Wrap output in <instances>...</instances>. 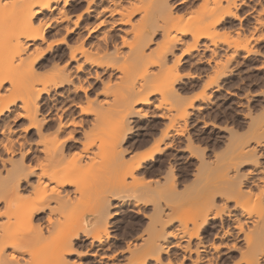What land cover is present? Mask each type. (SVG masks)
Here are the masks:
<instances>
[{
	"label": "rangeland",
	"instance_id": "obj_1",
	"mask_svg": "<svg viewBox=\"0 0 264 264\" xmlns=\"http://www.w3.org/2000/svg\"><path fill=\"white\" fill-rule=\"evenodd\" d=\"M72 1L75 3L76 0H72ZM83 1L84 0L76 1L77 5L80 4L79 6L81 5L82 6L81 8L70 12L71 20L76 19V15L78 16L80 13H82L84 8L86 7V2L85 1L83 2ZM126 1L127 0H123V3H125ZM169 1H171L170 5H172L171 6L172 10L176 16L177 15L182 16L184 13L186 14L187 10L189 11L190 9L195 7L197 3H199L198 0H189V3L186 7L185 5H182L179 3L180 0H169ZM244 2L245 3L241 4L240 7L238 8L239 17L236 19L229 18L228 19L229 21H227L226 23L227 25L225 26V28L224 29L221 28L220 30L221 35L219 36V38L220 39L222 38V39H221V45L218 49L219 57L217 56L219 58V59L217 58L219 61L216 60L219 66L217 65V62H216V65H217L216 67H215L214 62H212L211 64L207 63L208 62L207 59L211 56V53H210L211 51L201 46L198 50L193 51V54L191 56L190 55L185 56L182 63L178 65L176 69L171 70L172 71L171 75L174 78V80L175 78H178V77L180 78V79H177L176 82H174V87L179 89L178 92L179 94L181 93L180 94L181 96L180 95L179 96L180 98L182 97L183 99L182 103L183 102L186 103L183 105L189 106V103L191 102L194 103L192 106V108L194 109L190 107L189 109L191 110H188L190 112L189 114L190 116L188 118V122L186 123L188 132H186L185 137L178 136V135L168 136V133L172 132L171 128H167V127H170V124L173 123L172 120L170 119L171 117L165 119L157 115L158 113H161V112L168 111L167 114L171 112L170 114H168V116L171 115L173 119L174 118L177 119V120L174 119V123L176 124V126H179L181 124V120H179L178 122V118L180 117V114L182 113L181 111L183 110L181 107L176 106V102L180 103L181 101H175L173 100L174 98L173 97L171 98L170 96H163V95L160 96V94L157 93L156 95L152 96L154 100L149 106H144V105L136 106L135 110L139 112L135 114L132 113V115L130 116L127 114V118H126V115H125L126 113L123 111L124 108L120 107V105L124 106L123 98H124V95L126 94L124 90L127 89V86H125L126 84V83L124 84L125 81L123 82V80L120 77L121 76L120 71L116 69L111 70V68L113 69V67H109V72L110 73L113 72L111 73V76L109 72L108 73L104 72L103 69L100 67L98 68V70L100 71L102 69L101 70L102 80L101 79L100 80L93 79L95 81L90 80L94 82L92 83L93 89L92 88L90 89V92L88 95L89 98H91V101H94V102H91L93 104L90 107H88L90 113L89 111H87L88 109H87V104H86L87 99H88V102L90 101L89 98H86L87 96L82 91L75 93L74 88H72L73 86L71 85L63 86L65 88L63 87L58 88V90L53 91L52 94H49L50 95L49 97L47 94H43V96L40 99V110H42V116L51 117L53 115L51 117L52 119L49 121V126L44 130L45 134L47 133L49 137H56L58 133L60 136L58 135L57 137L62 139V138L67 137L68 132H70L75 137L74 138L75 141L71 140L65 143L64 146H67V147L65 148L64 156L66 157L63 158L62 164L60 163V165L58 166L61 168L64 167L63 164H65V167L66 165L68 167L71 166V168L69 167L71 169V171L69 169V174H70V177L72 175L71 179L73 181L72 186L66 187V189H68L67 191L72 189L69 193V197L71 196V198L70 200L69 198L66 199L67 202H65L64 206L61 207L62 209H60L61 211L60 214L63 219L65 217L66 219L70 218V221L74 223L75 225V226L73 225L74 227L72 229L77 230L78 226L81 224H82L81 227H83L81 229L79 227L80 231H78L79 232L78 236L73 238L74 242L72 245L73 248L71 249L72 250L71 253L65 255V259L68 262V264L69 263L70 264H138V262L141 263V261L142 262L144 261L143 262L144 264H156V263L157 264H168L169 262H172L174 264L180 263V262H182L183 264H191L193 260L197 259V252H199L200 256H202V260L198 264H202V263L204 264V262L207 263L208 258H212L211 262H208L209 264H213V263L214 264L215 263L216 264H246V263L248 264L249 258L247 256L252 254L249 256V257H252L254 252L251 251L252 252L251 253L250 251L249 252L246 251L248 249V247L246 246L247 244L246 242L243 241V239L241 240V237L237 239L236 241L235 240L233 241L232 236H225L224 238L221 236H218V237L214 236L216 235L215 233L218 230H221V226H220L221 222H224V225H229L228 228L230 231L232 232L237 231V228L233 224H235V220L238 217L241 218L240 212L239 210L233 208V204H234L233 201H228L227 204L224 203L225 193H222L223 185H221L222 181L226 182L227 180L226 178L228 176L229 177L232 176L231 178H234L233 175H235L236 169L233 170L235 173L231 169L229 170V172L228 170H223V171L220 170L219 171L220 174L217 173L215 176L209 179V175H208L209 170L206 169L208 167L205 164H204L206 167L205 169L204 167H201L204 163V160L207 162L206 164L211 163V166L212 165L214 166L218 163L221 164V162L224 163L225 161L228 160L227 158L231 156L230 153L233 152L232 150H234L235 146H245L246 149L251 146L252 147L256 146L255 151L257 153L254 156L256 160L254 159V157L253 158L250 157L251 159L241 158L242 161L238 160L237 166L239 167L237 169L238 170L237 173L240 172V175H241L240 177H243L241 178V180L243 181L242 182V187H243L242 192L244 193L243 195L241 194L242 197H244L243 199H246L247 204L255 203L256 207L258 208V213L257 212L256 213L260 214L259 210L264 208V145H263L264 144V40L259 41V40H256L255 37L258 36L257 34L262 35V33H264V26H261L262 28L258 27L259 29L257 30L254 26H256V15H258L257 11L259 10L258 13L262 11L260 10V8L264 5V0H261V2L259 0H244ZM96 4H99V3L97 2ZM263 7L261 9H263ZM57 13L58 11L54 12L55 15ZM260 14L264 16L263 12ZM138 16H139L138 14L134 16L135 18L134 21L135 20L137 21V19H139ZM50 17H53V15L50 12H45V16L43 14V16L40 17L43 19L47 18L46 20H48V23H50L51 25V26L50 25L47 26V32L48 34H51L50 40L52 39L54 40L50 48H49V45H47L46 43L42 44L40 41H38L41 44L39 45L41 46V49L43 50L42 52H44V56H43L44 58L41 61L43 62V64L41 63V66H42L40 68L41 71H47L50 68H52L51 66L55 64H64L66 62L65 60H67L68 58L67 55H69V53H67L69 52V48H67L68 46L66 44L55 42L57 41V39H59V36L61 35V34L58 35V33L60 32H58L59 30L56 29L57 27L60 28V26H57L58 24H56L55 21L53 22L54 23L53 24L52 19ZM50 19H51V22H49ZM229 22H230V25H229ZM124 27L129 29L130 25L128 24V26L125 25ZM253 29L256 30V32ZM116 30L118 31V32L116 31L117 33L116 35H118L116 36V39H115L116 40L115 42H117L116 45L117 47L120 48L121 51L123 50L124 52H126L125 50H127V46H124L122 44V39H121L122 37L121 34L123 33L122 32L120 33L118 29ZM251 34L253 37L250 36ZM123 35L127 36L125 33ZM233 37L236 40L238 39L237 41L239 43V47L241 48L237 49L238 52L236 51L234 59H230L231 61L227 62V60L229 61V58H231L229 57V55H231L233 49L230 50V48L228 47V44L226 42L223 43V41L225 40V38L233 39ZM189 38L190 37H187V39ZM244 39L248 40L247 42L249 45L248 47L246 46L247 43L245 42L246 40ZM156 40L159 41V43L161 42L162 40L161 32H158L155 35V39L153 41L154 44L153 43L151 44L149 48L150 50L152 47L154 48L155 46H157L158 42ZM71 41H72L71 43H73V40ZM155 41L157 43H155ZM251 45L253 46V48ZM181 46L182 45H178V47L174 48V52L173 54L171 53L172 55L170 56V58H172L173 56L177 57L179 54H181L179 53L181 52L180 50ZM243 46H246V49L248 48L247 50L248 52L246 51V49L243 48ZM114 48L115 46L113 43L110 46V50H111L110 53L112 51H115ZM149 49L148 51H150ZM225 50L226 51L230 50L231 53L229 51L226 52ZM115 53L117 52L116 51L113 52V54ZM122 56L123 55H121L120 57ZM124 56L122 57V61L123 62L126 61L124 66L127 67L129 64L127 63V61L131 62V58L129 60H125L126 59L125 57L127 56L125 57ZM116 57L117 56L111 57L114 60L110 59L111 62L113 61L114 64L116 61L121 60V58L119 59L118 57L117 58ZM196 57H198V60L200 57H203L201 59L203 61H197ZM121 62H118V63H121ZM118 63H116L115 66L119 65ZM122 63L120 65H122ZM171 63L173 62H170L169 64ZM220 63H223V64H220ZM49 64H51V66ZM75 64L76 62L72 63V65H75ZM172 65L173 64H171V66ZM131 67L128 69H131ZM73 68L75 69V67ZM128 69L127 71H129ZM153 69L155 70V68ZM222 70L223 72L225 71L228 75L224 72L225 75L222 76L221 75L223 73ZM131 71L132 69L130 70V73ZM219 72H221V74ZM134 73L130 75H134ZM176 73L178 74L175 75L174 77L173 74H176ZM81 74L83 75V73L80 72V77L79 76L75 77V81L82 77ZM217 74H219L222 77H220L219 75L217 76ZM180 75L182 76L180 77ZM136 77L138 81H140L139 77L138 76ZM215 77L217 80H219L218 84L221 83L220 84L221 87L218 91H215L213 89L215 88L214 86H216L214 84L217 83V82L214 83V81L216 80ZM173 78L171 79L170 77L169 79L168 75L163 78L161 77L158 79L157 82L159 83H157L156 85L160 84L158 86L161 87L163 86L162 83L164 84L170 83V82L173 83ZM76 82L78 83V80ZM104 84L105 86L108 85V87L103 86ZM69 89L72 91H70ZM68 90L70 91L69 92L70 94L65 93L64 94L66 95L65 97L59 96L58 94H56L60 91L67 92ZM67 95L69 96L67 97ZM73 99L76 102L79 101L81 108L71 106V100ZM103 101H105L104 103L106 104L104 108L110 105V107H106L107 109L110 108V112L107 113L108 110L105 108L106 110L105 109L104 110L106 111V113L105 112L104 113L106 114V116L103 113L102 115L104 116H102L100 120L97 121L95 115L98 109L96 107L98 103H101V102L103 103ZM119 101L120 102L122 101V103H119ZM106 102H108L109 105H107L108 103ZM94 103H97L95 104L96 107ZM179 103L177 105H179ZM182 103L180 105H182ZM85 104L86 106H84ZM18 105H19V102H17L15 106L13 105L11 109L4 111V113L1 115L2 121L0 119L1 125L6 122L5 124L7 128H10V130L6 128V130H4L5 133L3 130H0V152H1L0 156H2L0 158V172L2 170L1 176L5 174L4 178H8V176L5 173V170L6 168L8 169L11 166L10 165L11 162L7 161L10 158L20 161L21 158L23 157L24 159L22 158L23 160H21L23 165H26L27 167L28 165L29 166L31 165L35 169V165L37 164L38 159L43 157V153L39 151V146L41 145L39 143V140H38L39 137L36 133V130L35 129L24 130L27 124L29 123V121L27 122L28 119L20 118L18 115H16L17 111L19 112L21 111V109L19 110ZM82 106L84 107V109L86 108L85 110L87 112H85L82 109ZM13 114L15 115L14 118H13ZM120 114L121 115L124 114L125 115L124 117L130 120V121H127V120L126 121L129 124L128 128L131 127L130 128L131 130L130 129L127 130L125 133L126 138H124V140L121 143L116 144V141L113 139V135L115 137H117L119 133L121 135L122 130L121 132L116 130V126H114V122L119 121L120 116H121ZM59 120L61 121V123L59 122ZM123 120L124 122H126L124 118ZM96 121H97V124L95 123ZM101 121L102 123H100ZM58 123H60V125L61 124L63 125L64 123V125L66 124L68 125V127L66 129H62L60 128L61 126ZM74 123H75V126L73 125ZM1 125H0V128L2 127ZM182 125L183 124H181V126ZM57 126H60V127H57ZM125 126L127 127V123ZM58 128L62 130H59ZM70 129H74V132ZM113 130H116L119 133L113 134L112 136H110L108 133L112 134ZM123 132H124V129H123ZM165 133L167 134L165 135ZM111 137H112V140H111ZM7 139H10V140L12 139L14 142L13 145L16 144L15 146H13L14 152L12 153L6 152V150L3 148V145L5 141H7ZM118 139L119 138H117V140ZM18 141H20V144L22 145H20ZM120 141L121 139L119 140V142ZM257 142L259 143L257 144ZM115 145L123 146V147L129 146L130 150L124 156L126 157L125 158L126 160L131 159L132 157L138 158V156L140 157L141 155L146 154L148 151H150L155 146L164 147L166 145V146H174V147L168 148L166 151H164L165 153L162 152V153L157 154L156 157L154 158L155 160L153 159V160L147 161L145 164V168H144L145 170L140 172L141 174L138 173V175L136 176L137 178L136 177L134 179L127 178L126 180H123V179H120L121 177L118 174L119 167L116 166L115 161H114L115 164H113V162L111 163L112 157H110V154L111 152H113V146ZM177 146H179V148L182 146L183 147L187 146V147H185L186 149L184 151L179 152V149ZM252 147L248 149H252ZM28 149H30L29 152H28ZM100 155L103 156V159L104 157H109V158H106L101 162L100 160L102 159L101 158L102 156L99 157ZM105 155H109V156H105ZM256 155H257V158H256ZM202 156L203 158H201ZM2 158L7 159L6 168H3L1 165V162H2L1 160H3ZM245 158H248V157H245ZM107 159L108 160L110 159V162ZM254 160H255V163H254ZM66 161L71 162V165H69L70 163L68 164ZM100 162L103 165H101ZM200 163L202 165H200ZM168 166L171 167L172 170ZM201 168H203V170ZM29 170H28V173L30 172ZM237 175L238 174H236V176ZM173 177L175 178L171 180V178ZM4 178L2 177L3 180ZM224 178L226 179L225 181H224ZM27 179H25V176L22 177L21 182L19 184L20 187L24 190V192H27L28 188L29 190L31 189V186L29 185H31L32 183L33 184L36 183V176L34 175V173L33 174L31 173V175L29 174ZM206 180H208V182H206ZM204 182H205V185H204ZM200 184L202 185V187L203 185L205 187L201 188ZM207 184L208 186L206 187ZM223 184L225 186L226 183H223ZM145 189H149L150 191H147ZM151 190H153V192ZM212 190H216V191L219 190L218 191L219 195H218V192L216 191L213 192ZM146 193L147 195H145ZM211 193L212 194L216 193L218 195V196H215L214 198L215 199L214 204L218 205V207H220V205H224V206L226 205L228 207L227 212H229L228 210H230V214L224 213L223 218L213 219L206 224L207 225L205 226L206 229H204V233L202 234V237H203L202 240L204 241L202 242L207 243L205 244L207 247L206 251H202V249L201 250L198 249V251L194 250L196 253L192 251L191 254L189 253L190 256L187 255L185 258L181 259L184 249L178 246L177 242L181 241L179 243H184L185 240L183 239L180 240V238H176L172 236V234L173 232L177 230H180V229L184 230L183 228L184 226L182 222H184L185 225L189 226V227L186 226L188 227V228L185 227L186 229H189V230L193 229V224L191 226L192 222L190 221V216L192 214L191 211L193 210V207L198 206L200 203L208 201V198L209 196H211ZM136 195H138V197H142V196H146L150 198L153 197L152 199L155 198L156 201H151L149 203L148 201L146 203L141 201L140 205L142 207V210L139 213V212H136L137 208L135 207V205H133L137 199ZM245 196H247V198ZM100 197L101 198L104 197L103 199L104 200L106 199L105 200L106 202L107 200L109 201L111 200L110 201L111 204L112 203L114 204V205L112 204V207H110L111 209L109 210L111 214H108L110 216L109 218L110 220H108L110 224L107 226L108 227L107 230L102 227V229H100L101 232L99 231V229H97V227L93 226L95 222L94 218L96 220V217L99 215L97 212L98 211L97 209L99 206L98 205L99 199H101ZM158 203L160 204L162 208H164L165 212L170 211L169 213L171 214L169 216H166V215L164 216L168 224L166 225L165 236L161 237V240H160L162 243L161 263L160 262L155 263V261L153 262V260H150V259L143 260L144 257L140 256L143 250V247L141 245H143L144 239H146L145 237H147L146 235H148L147 234L148 231L152 232V229H154V223L152 221H154L153 216L155 217L158 213V212L156 213L155 211L156 207H158L156 205H159ZM167 203L170 206H168ZM3 205L4 203L0 202V220L3 219L2 222L5 221V218H6L3 212L5 210ZM132 208L135 209L136 211H133ZM154 208L155 210L153 213ZM254 210H253V214L255 213ZM49 212H50L49 208L45 207L43 210L39 211L34 221H37V222L39 221L40 224L41 222L45 223L47 221L46 219H47V216L49 215ZM155 213L156 215H154ZM63 214L64 215L66 214L65 217H63L64 216ZM257 214L253 215L254 220L258 219L259 217H264L263 216L264 209H262L261 215H257ZM72 215L74 216L73 221L71 218ZM151 218H153V220ZM254 223L255 222L247 221L245 222L244 227L246 229L251 227V229L258 231L252 234L253 232L252 230L251 241L252 243L259 244L260 240L258 241V237L260 239L261 236H258L257 233L260 234L262 232H259V230L255 228V226H253L254 228L251 226V225H254ZM98 224H100V222ZM89 225L95 230H92ZM101 225L102 224L97 225V226H101ZM88 226H89V229H88ZM149 226H150V230H149ZM0 229H2L1 226H0ZM85 230L90 231L91 234L88 233L87 231L86 233ZM97 233L102 234L103 238H102L101 243L93 239L94 235ZM262 237L264 238V233H262ZM196 241L197 239H194L193 243H195ZM213 242L215 243L214 244L215 246L217 245L216 249L213 246H211L213 245L212 244ZM233 242L234 244H237V249L232 247ZM261 242L262 241H260V243ZM55 243H56L55 239L54 240L50 239L49 245L45 249H42L40 251H36L35 250L36 247H33L32 255H28L27 256L28 261L26 260L27 263L23 262V264H46V262L50 258L49 256L50 250H52ZM127 244L130 245L132 249L134 248L138 249L139 254L137 258L135 256L137 255L138 252L134 254V256L130 257V251H128ZM252 250L253 251L256 250L255 254H258L259 256L258 258V256L256 255L258 260L260 261L259 264H263L264 254H260L259 253L260 251L255 247ZM136 260H138V262H136ZM177 260H179V262H177ZM2 262L3 261H1L0 264H6Z\"/></svg>",
	"mask_w": 264,
	"mask_h": 264
},
{
	"label": "bare ground",
	"instance_id": "obj_2",
	"mask_svg": "<svg viewBox=\"0 0 264 264\" xmlns=\"http://www.w3.org/2000/svg\"><path fill=\"white\" fill-rule=\"evenodd\" d=\"M76 1L74 3L72 0H0V119L4 111L11 109L13 105L15 106V104L19 102L18 106H19V110L21 109V111L20 112L17 111V114L16 112L15 114L18 115L20 118L28 119L27 122L29 121V123L27 124V126L25 125L26 128L24 130H29V129L36 130V133L39 137L38 140L41 145L39 146V151L43 153V157L39 158L38 162L36 161L37 164L35 165V169L31 165H30L31 167L29 165L28 167L26 165H23V163L21 162V160L24 159L23 157H22L23 159L21 158L20 161L14 160L12 158L9 159L10 161L5 158H2L3 160H1L2 161L1 165L3 168H6L7 161L11 162L10 164L11 166L8 169L6 168L5 170V173L9 179L4 178L5 174L1 176L2 170L0 172V179H1L0 181L3 180L2 177L4 178L3 180L4 182L3 181L0 182L1 183L0 184V202L4 203L3 207L5 210L3 212L6 217L5 221L2 222L3 219L0 220L1 221L0 226L2 227V229H0L1 231L0 232V262L3 261L2 263H6V264H23V262L27 263L28 261L27 256L32 255L33 247H36L35 249L36 251H40L42 249H45L49 245L50 239L51 240L55 239L56 243L53 246L52 250H50V255H49L50 258L48 259L46 264H68V262L65 259V255L71 253L72 251L71 249L73 248L72 245L74 242L73 238L77 237L79 233L78 231H80V229L83 228L81 227L82 226L81 224L78 226V229L80 227L79 230L72 229L75 226L74 223L70 221V218L66 219L65 217L66 214L65 215L63 214L64 215L63 217H65L64 219L62 218L60 214L61 213L60 209H62L61 207H63L64 203L67 202L66 199L69 198L70 200L71 198V196L69 197V193L72 189L67 191L68 189H66V187L72 186L73 181L71 179L72 175L70 177V174H69V169L71 168V166H69L70 168L67 165L65 167V164H63L65 168L64 167L61 168L58 166L60 165V163L62 164L63 158L66 157L64 156L65 148L67 147V146H64L65 143L67 141H71V140L73 141L75 137L70 132H68L67 137L64 136L65 138H62L63 140L57 137L59 135L58 133L56 137H49L47 133L45 134L44 130L49 126V121L52 119L51 117L53 115L51 117L42 116V110H40V99L43 96V94H47L49 97L50 96L49 94H52L53 91L58 90V88L71 85L73 86L72 88H74L75 93L82 91L87 96L86 98H89L88 95H89L90 89L93 86L92 83H94L93 81H95L93 79L102 80L101 70L103 69L104 72L108 73L109 67H113V69L111 68V70L116 69L120 71L121 73L120 77L123 80V82L125 81L124 82V84L126 83L125 86H127V89L125 90L123 89L124 92H126L123 98L124 106L120 105V107L124 108L123 111L126 113L125 114L126 118H127V114L130 116L132 115V113L135 114L139 112L135 110L136 106H142V105L149 106L154 100L152 96L156 95L157 93L160 94V96L161 95L170 96L171 98L173 97L174 98L173 100L175 101H181L180 103L176 102V106L181 107L183 110L181 111L182 113L180 114V117H179L180 119L178 118V122L179 120H181V124L183 125L181 126L180 124L179 126H176V124L174 123V119L175 120L177 119L176 118L173 119L171 115L168 116V114L171 113L170 111H169L170 113L168 114H167L168 111L161 112L158 114L156 113V114L159 117L165 118V119L171 117L170 119L172 120L173 123L170 124V127H167V128H171L172 132L169 131L170 133H168V136L178 135V136L185 137L186 132H188L186 123L188 122V118L190 116L189 115L190 112L188 110H191L189 108L190 107L192 108L194 103L192 102L189 103V106L183 105L186 103L185 102L182 103L183 99L182 97L180 98L181 93L179 94L178 92L179 89L174 87V82H176L177 79H180V78L178 77V78H175L174 80V78L171 75L172 74L171 70L176 69L178 65L182 63L185 56H188V55L191 56L193 54V51L198 50L201 46L211 51L210 52L211 56L207 59L208 62L207 61L206 62L208 64H211L212 62H214L215 67H216L218 65L217 61H219L218 60L219 59L218 49L221 45V39H222V38L221 39L219 38V36L221 35L220 30L221 28L222 29L225 28V26L227 25L226 24L227 21H229L228 20L229 18L236 19L239 17L238 8L240 7L241 4L245 3L244 0H198L199 3H197L196 6L190 9L189 11L188 10L187 12L185 11L186 12V14L184 13L185 15L183 14L182 16L181 15L176 16L172 10V7H171L172 5H170L171 1L169 0H127L125 3H123V0H100V2L99 0H84L86 2V7L82 11V13H80L78 16L76 15V19L71 20L70 12L81 8L82 6V5L79 6L80 4L77 5ZM259 1L261 2V0ZM97 2L99 4H96ZM179 3L187 7L189 0H180ZM261 8L260 10L262 11L260 13L262 12L264 13V7L263 9ZM56 11H58V13L55 15L54 12ZM45 12H50L53 15V17H50L52 19V23L55 21L56 24H58L57 26H60V28L57 27L56 29L59 30L58 32H60L58 33V35L61 34L62 36L60 35L61 37L59 36V39L56 38L57 41L55 42L66 44L68 46L67 48H69V52H67L69 53V55H67L68 58L67 60H65L66 62L64 64L54 63L55 65L53 66L49 64L52 68H50L47 71H41L40 70V68L42 67L41 63L43 64V62L41 61L44 58L43 57L44 52H42L43 50L41 49V46H40L41 44L38 41H40L42 44L46 43L47 45H49V48L50 46H52L54 42L53 39H52L53 41L50 40L51 34H48L47 32V26H49L50 23H48V20H46L47 18L46 19L40 18L41 16H43V14L45 16ZM258 12L259 10L257 11L258 15L255 14L256 15V26L254 27L256 28V30L259 29L258 27L262 28L261 26H264V16H262ZM136 14L139 15L138 16L139 19H137V21L136 20L134 21L135 19L134 16ZM51 19L49 22H51ZM128 24L130 25L129 29L124 27L125 25L128 26ZM229 25H230V22H229ZM116 29H118L120 33L122 32L123 34L125 33L127 35V36H124L123 34H121L123 37V38L121 37L122 44L124 46H127V50H125L126 52H124L123 50L121 51L120 48L117 47L116 45L117 42H115L116 41L115 39H116V36H118L116 35L117 34ZM256 30L254 31L256 32ZM158 32H161L162 40L160 43L159 41L156 40L158 42L157 43L155 41V43H157V46H155L154 48L152 47L153 49L151 48L150 50L149 48L152 43L154 44L153 41L155 39V35ZM257 35H258L257 37H255L256 35L254 36L256 40H259V41L264 40V33H262V35H259V34ZM250 36H252V34ZM187 37H190V38L187 39ZM227 38H225L223 43L226 42L230 50L233 49L232 53L230 52V50H228L231 53V55H229V57L231 58H229V61L227 60L228 58L226 60L227 62H230L231 61L230 59H234L237 49L241 47H239V43L237 41L238 39L236 40L234 39V37L233 39L231 38L227 39ZM71 40H73V43H71L72 42ZM245 42L247 43L248 40H246ZM113 43L115 46L114 49L117 52L115 53L116 55L113 54V52L115 51H112L110 53L111 51L110 46ZM178 45H182L180 48L181 52H179L181 54H179L177 57L173 56L172 58H170V56L174 52V48L178 47ZM246 46L247 47L249 46L248 43L246 44ZM246 46H243V48L246 49ZM148 49L150 51H148ZM247 50L248 48L246 49V51ZM119 55L127 56V57L124 56L126 58L125 60H129L131 58V62L127 61V63H129L128 66L130 65L129 67L127 66V64H126L127 67L124 66L126 61L123 62L122 61L123 56L120 57ZM113 56H117V57L119 56L118 58L119 59L121 58V60L116 61L114 64L113 61L111 62L110 60V59L114 60L113 58H111ZM196 58H197V61H203L201 60L203 57H200L199 60H198V57ZM74 62H76V64L72 65V63ZM118 62H121L122 65H120L121 63H118ZM170 62H173L171 63L173 64L172 66L171 64H169ZM216 62H217V65H216ZM116 63H118L119 65L115 66ZM220 64H223V63H220ZM72 66L75 67V69ZM100 67L102 69L99 71L98 68ZM130 67L132 69L131 73H130L131 69H128ZM126 68L129 71H127ZM153 68H155V70ZM80 72L83 73V75L81 74L82 77L79 79L76 78L78 80V83H77L76 82L77 80L75 81V77L76 76L80 77ZM224 72L222 74L221 72L219 73L223 76L226 73ZM111 73H110V76H111ZM129 73L130 74L134 73V75L139 77L140 81H138L136 76L130 75ZM177 74L178 73L173 74L174 77ZM167 75L169 79L170 77L171 79L173 78V83L172 82L165 83V84L162 83L163 86L161 87L158 86L160 84L156 85L157 83H159L157 82L159 78L166 77ZM218 75L219 74H217V76ZM181 76L182 75H180V77ZM90 80H93V81H90ZM218 81L219 80L217 79L214 81V83L217 82L214 84L216 85L214 86L215 88H213L215 91H218L221 87L220 85L221 83L219 82L220 84H218ZM103 86H105V84ZM105 87H108V85H106ZM69 90L67 92L60 91L56 94H58L59 96L65 97L66 96L64 95L65 93L70 94L69 92L72 91V90L70 91ZM68 96L69 95H67V97ZM89 100H90L89 102H88V99L86 100L87 109H88L87 111H89L88 107H90L93 104L91 102H94V101H91V98H89ZM104 102L105 101H103V103ZM103 103L102 102L98 103L99 106L97 103H94V105L97 104V107L96 105L95 107L98 109V110L95 109L97 110L96 111L97 113L95 115L97 121L100 120L102 116H104L102 115L104 112L106 113L105 111L107 109L106 107H110L109 103L106 102L108 103L107 105L109 106H106L105 107L106 109H105L104 106L106 104L104 103L103 105ZM119 103H122V101L121 102L119 101ZM178 103L179 105H177ZM181 103L182 105H180ZM86 104L84 106H86ZM71 106L81 108L79 101L76 102L74 99L71 100ZM82 109L85 112H87L85 110L86 108L84 109L83 106H82ZM107 110H108L107 113L110 112V108H108ZM125 115L122 114L121 115L122 117L120 116V119L118 118L119 121L114 122V126H116V130H118L119 132H121L122 130V133H121L122 136L116 130H113L112 134L108 133L110 136H112L113 134L119 133L118 135L120 136L117 135V137H115L113 135V139L116 141V144L121 143L124 140V138H126L125 136L126 131L131 128V127L128 128L129 124L127 121H130V120L126 119L124 117ZM14 116L15 115L13 114V118ZM123 118L125 119V121L126 120L127 121L124 122ZM97 121L95 122L96 124H97ZM102 121L100 123H102ZM59 122L61 123L60 120ZM5 123L2 125L0 124L2 126L0 130H3V131L6 130L7 126ZM60 123L58 124L60 125ZM126 123H127V127L125 126ZM73 125L75 126V123ZM60 126H57V127H60L62 129H66L68 127V125L66 124L64 125V123L63 125L61 124ZM7 129L10 130V128H7ZM62 129H59V130H62ZM123 129H124V132H123ZM70 130L74 132V129H70ZM166 134L167 133H165V135ZM117 138L119 139L117 140ZM120 139L121 141L119 142ZM111 140H112V137H111ZM13 143L14 142L12 139L11 140L7 139L4 145L2 144L6 152L8 153L14 152L13 146H15L16 144L13 145ZM18 143L20 144V141H18ZM258 143L259 142H257V144ZM170 147L173 148L174 146H166V145L164 147L155 146L150 151H148L146 154L141 155L140 157L138 156V158L136 157L137 159L135 157L134 158L132 157L133 159L131 158V159L126 160L125 159L126 157L124 156L130 150L129 146L123 147V146L115 145L113 146V152H111L110 154V157H112L111 163L112 162L113 164L116 163V166L119 167L118 174L120 175L121 178L120 177L118 178L123 179V180H126L127 178L134 179L138 175V173L145 170L144 168H145V164L147 161L153 160L157 154L166 151ZM177 147L180 152V151H184L186 149L185 147L187 146L185 147L182 146L180 148L179 146ZM251 147H248V148H251ZM248 148L246 149L245 146H235L234 150H232L233 152L230 153L231 156L229 155L230 157L227 158L228 160L225 161L224 163L221 162V164L218 163L214 166L213 165L211 166V163L206 164L207 162L203 159L204 160L203 165L205 164L208 168H206L205 165L203 166L201 163L200 165H202L201 167H204V169L206 168L209 170V172L207 170V172L209 173L208 174L209 179L215 176L217 173H219L220 170L222 171L228 170L229 172L230 169L232 171L236 169V173L233 171L235 173V175H233L234 178H231L232 176L231 177L228 176L229 178L225 177L227 180L224 178V181L226 180V182L222 181L221 185H223L222 193H225L224 194L225 196L223 195L225 198L224 203L227 204L228 201H233L234 203L233 208L239 210L240 212L241 218L238 217L236 219L235 217L236 219L235 224H233L237 228V231L236 232L230 231L228 228L229 225H224V222H221L220 224L221 230L217 229L218 231L215 233L216 235L214 236L216 237L221 236L223 238L225 236H232L233 241L234 240L236 241L237 239L241 237V240L243 239V241L246 242L247 244L246 245L248 247V249L246 250L247 252L252 251L255 254L256 250L255 251L252 250L255 247L260 251L259 252L260 254H264V242H263L264 238L262 237V233H264V217H259L258 219L254 220L253 215L258 213V208L256 207L255 203L247 204L246 199H243L244 198L242 197L244 193L242 192L243 190L242 182L243 181L241 180V178L243 177H240L241 176L240 172L237 173L238 171L237 169L239 167L237 166L238 160H241V158L242 159H249L250 157L253 158L255 154L257 153L255 151L256 146H253L252 149H248ZM30 149H28V152ZM101 156L102 155H100L99 157ZM105 156H109V155H105ZM1 157L2 156H0V158ZM245 157H248V158H245ZM101 158L102 159L100 161L102 162L104 159L109 158V157H104L103 159V156H102ZM201 158H203V156ZM256 158H257V155H256ZM255 160H254V163H255ZM108 161L110 162V159ZM66 162L68 164L70 163L69 165H71V162L69 161H66ZM101 165L103 164L101 163ZM169 168L172 170L171 167ZM201 169L203 170V168ZM28 170L30 171L29 173H28ZM31 173L32 174L34 173V175L36 176V183L31 184L28 181L31 184L29 185L31 186V189L29 190L28 188L29 192L28 190L27 192H24V190L20 187L19 184L21 182L22 177L25 176V179H27L28 175L29 174L31 175ZM236 174L238 175L236 176ZM174 178L175 177L171 178V180H173ZM206 182H208V180H206ZM223 183H226L225 186ZM204 185H205V182H204ZM204 185L202 187V185L200 184L201 188H204L205 187ZM207 186L208 184L206 185V187ZM145 190L150 191L149 189H145ZM151 191L153 192V190ZM212 191L215 192L216 190H212ZM215 194L211 193V196H209L208 201L203 202L204 201L203 200L202 201L203 203H200L198 206L193 205L195 207H193V210L191 211L192 214L190 213L192 216V217L190 216V221L192 222L191 226L193 224V229L192 230L190 229L191 231L189 229H186L189 226L185 225V223L182 222L184 226L182 227L184 228V230L176 229L177 231L173 232L172 236L176 238H180V240L181 239L185 240L184 243H179L181 241L177 242L178 246L184 249V250L182 249L183 254L181 256V259L185 258L187 255L190 256L192 251L195 252V251H198V249L199 250L202 249V251H206L207 247L205 244L207 243H203L204 241L202 240L203 239L202 234L204 233V229H206L205 228V226H207L206 224L213 219L223 218L224 213L230 214V210H228L229 212H227L228 207L226 205L225 206L220 205V207H218V205L214 204V200H215L214 198L215 196L219 195V192H218V195L217 194L215 195ZM138 195H136L137 199H136V202H134L133 204L137 208V211L132 208L133 211L140 213V211L142 210V207L140 205L141 201L145 203L147 201L148 203L151 201H156L155 198L152 199L153 197L152 198L146 197V196L138 197ZM145 195H147V193ZM245 197L247 198V196ZM101 199H99L100 203L98 202L99 206L97 209L98 210L97 212L99 215L97 217L95 216L96 220L94 218L95 222L93 225L94 227H97L99 231L100 229H102V227L107 230L108 228L107 226L110 224V222L108 221L110 220L109 219L110 216L108 214H111L109 210L111 209L110 207H112V204H113V203L111 204L110 202L111 200L110 201L107 200L106 202L105 201L106 199L105 200L104 199L101 200ZM156 206H158L156 207V210L155 208L153 209V213H154V210L156 211V213L158 212L157 215L156 213L154 214L156 215L155 217L153 216L154 221L152 222L154 223V229H152V232L148 231L147 233L148 235H146L147 237H145L146 239H144L143 245L140 244L143 247L142 253L140 252L141 253L140 256L144 257L143 260L150 259V260H153V262L155 261V263L156 262L161 263L162 243L160 240H161V237L165 236L166 225L168 224L164 216L165 215L169 216L171 214L169 213L170 211L169 212L167 211L168 213L165 212L164 208H162L160 204ZM45 207L49 208L50 210L49 215L47 216V219H46L47 221L45 223L41 222V224L39 223V221L38 222L34 221L39 211L43 210ZM262 209H260L261 211L259 210L260 214H257V215H261ZM253 210L255 211L254 214H253ZM73 217L74 216L72 215L71 216L72 221H73ZM153 218L151 219L153 220ZM247 221L255 222L254 225H251V226L252 227L255 226V228L258 229L259 232H262L260 233L261 235L257 233L258 236H261L260 239L258 237V241L259 240L262 241L261 243L260 241H259V244L252 243L251 241L252 234L255 233L257 230H253L251 229V227L246 229L244 227V224ZM97 222L98 223L100 222V224L102 225L97 226V225H100ZM89 226H88V229H89ZM91 229L95 230L92 227ZM149 230H150V226H149ZM86 231L87 230H85V232ZM87 232L90 233V231H87ZM102 238H103L102 234L100 233L95 234L93 237V239L99 241L100 243L102 242ZM194 239H197L195 243H193ZM212 244L213 245L211 246H213L216 249L217 245L215 246L214 242ZM251 245L253 246V248ZM232 247L237 249V244H234L233 242ZM128 251H130V257H131V256H134V254L138 252V249L137 248L132 249L131 246L128 245ZM138 254L139 252L135 256L136 258L138 257ZM254 254L252 257H249L252 254L247 256L249 258V259L247 258L248 264H259L260 262L258 260L259 256L258 254H255L254 256ZM256 255L258 256V258ZM211 259L212 258H208L207 263L204 262V264H209L208 262H211ZM201 260H202V256H200V253L197 252V259L193 260L191 264L192 263L198 264L201 262ZM136 262H138V260H136ZM143 262L142 261L141 263L138 262V264L139 263L144 264ZM177 262H179V260H177ZM168 264H174V263L169 262ZM175 264H183V263L180 262V263H175Z\"/></svg>",
	"mask_w": 264,
	"mask_h": 264
}]
</instances>
